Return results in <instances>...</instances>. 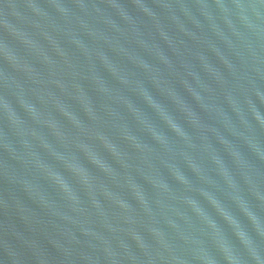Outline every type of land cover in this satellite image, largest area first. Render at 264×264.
<instances>
[{
	"label": "water",
	"instance_id": "95a60500",
	"mask_svg": "<svg viewBox=\"0 0 264 264\" xmlns=\"http://www.w3.org/2000/svg\"><path fill=\"white\" fill-rule=\"evenodd\" d=\"M0 264H264V0H0Z\"/></svg>",
	"mask_w": 264,
	"mask_h": 264
}]
</instances>
